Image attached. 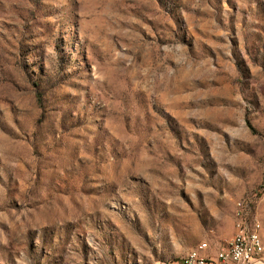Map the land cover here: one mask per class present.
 <instances>
[{"label": "rangeland", "instance_id": "obj_1", "mask_svg": "<svg viewBox=\"0 0 264 264\" xmlns=\"http://www.w3.org/2000/svg\"><path fill=\"white\" fill-rule=\"evenodd\" d=\"M238 201L264 247V0H0V264L214 257Z\"/></svg>", "mask_w": 264, "mask_h": 264}, {"label": "built area", "instance_id": "obj_2", "mask_svg": "<svg viewBox=\"0 0 264 264\" xmlns=\"http://www.w3.org/2000/svg\"><path fill=\"white\" fill-rule=\"evenodd\" d=\"M234 217L235 233L226 247L211 257L203 253L207 250V244L202 243L191 250V258L183 264H261L262 250L253 249V242H260L259 220L250 214L249 207L243 201L235 204ZM249 225H256V232H249Z\"/></svg>", "mask_w": 264, "mask_h": 264}, {"label": "bare ground", "instance_id": "obj_3", "mask_svg": "<svg viewBox=\"0 0 264 264\" xmlns=\"http://www.w3.org/2000/svg\"><path fill=\"white\" fill-rule=\"evenodd\" d=\"M261 229V228H260ZM249 232H256V225H253L251 228H249ZM253 249L254 250H262V256L264 253V247L262 244V240H261V235H260V242H253ZM191 258V254L187 255L184 260H182L181 263H172V262H158V264H183L184 261H186V259H190Z\"/></svg>", "mask_w": 264, "mask_h": 264}, {"label": "crops", "instance_id": "obj_4", "mask_svg": "<svg viewBox=\"0 0 264 264\" xmlns=\"http://www.w3.org/2000/svg\"><path fill=\"white\" fill-rule=\"evenodd\" d=\"M206 253V252H205Z\"/></svg>", "mask_w": 264, "mask_h": 264}]
</instances>
